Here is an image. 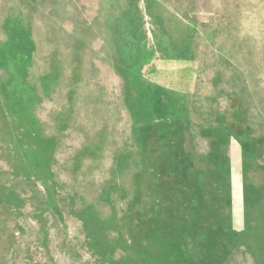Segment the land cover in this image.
I'll return each instance as SVG.
<instances>
[{"label":"rangeland","instance_id":"rangeland-1","mask_svg":"<svg viewBox=\"0 0 264 264\" xmlns=\"http://www.w3.org/2000/svg\"><path fill=\"white\" fill-rule=\"evenodd\" d=\"M152 236L264 264V0H0V264Z\"/></svg>","mask_w":264,"mask_h":264},{"label":"trees","instance_id":"trees-1","mask_svg":"<svg viewBox=\"0 0 264 264\" xmlns=\"http://www.w3.org/2000/svg\"><path fill=\"white\" fill-rule=\"evenodd\" d=\"M162 94V90L161 92L158 91V95ZM171 97H173V95L171 94ZM259 144L260 141L256 140ZM262 145V144H261ZM151 229L152 232H155V229L153 228L152 224L149 227ZM147 243H150V241H152L153 246L150 247L148 244L145 245L144 247V252H145V258H139L140 260V264H159V262H163V264H169L166 260L164 261L161 257H160V250L159 249V245H158V241L154 238V236L150 238H146ZM158 249V250H157ZM217 249V246H213L211 248V255H210V259L214 260L216 257L214 255V251ZM142 249H136L137 253L141 252ZM207 262H204V264H206Z\"/></svg>","mask_w":264,"mask_h":264}]
</instances>
